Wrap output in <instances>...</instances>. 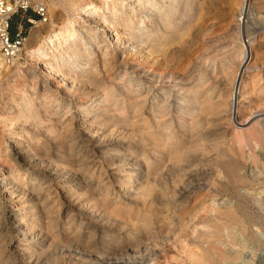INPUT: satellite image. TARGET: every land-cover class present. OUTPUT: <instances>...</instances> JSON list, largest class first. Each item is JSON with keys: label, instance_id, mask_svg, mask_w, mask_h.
I'll return each mask as SVG.
<instances>
[{"label": "bare ground", "instance_id": "obj_1", "mask_svg": "<svg viewBox=\"0 0 264 264\" xmlns=\"http://www.w3.org/2000/svg\"><path fill=\"white\" fill-rule=\"evenodd\" d=\"M37 1L44 4V0ZM100 2L101 5L93 0H70V9L80 20H51L44 36L35 31L34 39H26L24 49L28 56L43 66V90L39 92L36 83H32L39 78L38 71L33 70L30 81L16 86L7 104L1 106L0 100V125L7 137L0 143V193L11 204L10 224L19 241L15 250L29 264H39L61 238L65 239L64 246L76 253L92 254L93 247L88 251L91 245L104 252L110 248L122 253L139 251L140 240L151 234L159 236L158 231L171 224L177 193L162 192L158 199L153 196L155 167L165 158L184 159L203 145L197 134L204 117L213 114L223 123L238 119L240 124L238 115L243 101L252 98L257 103V109L250 114L255 120L253 137L256 134L257 138H264V61L259 60L257 49L259 36L264 32V0ZM47 5L50 12L57 7L54 0ZM152 24L154 28L148 31ZM218 27L220 33L214 34ZM192 28L195 34L185 38ZM196 35L205 40L197 44ZM136 37L141 38L143 79L119 88L100 84L95 59L101 56L105 67L111 65L114 45L121 46L125 43L122 41ZM192 50H198L196 58L204 66L199 68L194 58L189 59L192 64L186 89L183 87L173 102L169 98L163 100L157 84L163 81L164 73L158 67L179 52ZM4 61L1 54L0 69L5 67ZM17 61L7 67L11 86L23 78ZM73 72H77V78L71 76ZM154 87L156 92L150 95ZM118 89L121 93H117ZM94 90L96 93L86 103L77 97L80 92ZM61 93L78 105L77 119L67 111L53 117L47 112L49 107L58 109ZM137 118L140 124L135 127ZM14 125L21 126V130ZM130 140L153 153L134 155ZM41 151L45 159H41ZM129 156L136 164L112 172L119 171L114 180L121 189L117 191L108 168L125 162ZM25 176L29 177L27 183ZM95 176L100 180L94 188ZM234 179L246 181L240 175ZM179 193L185 196L184 192ZM155 203L165 210L160 212ZM144 208L149 210L144 212ZM217 208L213 205L212 211L218 212ZM237 209L243 212L241 207ZM218 216L239 221L233 210L219 212ZM5 217V210L0 207V259L9 264L12 239L7 238ZM203 227L206 230L197 237L200 248L182 250L186 264L235 259L237 255L226 254L219 245L222 231L229 228L227 223L218 218ZM227 236L235 240L232 233ZM88 258L89 264H102L97 256Z\"/></svg>", "mask_w": 264, "mask_h": 264}, {"label": "rangeland", "instance_id": "obj_2", "mask_svg": "<svg viewBox=\"0 0 264 264\" xmlns=\"http://www.w3.org/2000/svg\"><path fill=\"white\" fill-rule=\"evenodd\" d=\"M33 1V7H30L28 11L18 12L12 17L13 28L11 33L13 37H15L18 31H21L22 35L25 37L22 51L17 61L20 65V69L23 71V78L14 81L16 82L15 85L11 86L8 80L10 68H7L10 66L4 61L5 67L0 69L1 106L7 104V99L10 94L15 91L16 86L21 85L24 80L30 81V71H38L37 75L39 78L37 80L35 79L32 83H36L35 85L38 86L39 92L43 90V86H41V81L45 78L42 74L43 66L41 63L33 61L28 56L26 49H24L26 39L28 40L32 38V36L34 39L35 31H39V34L44 36L46 25H48L51 20L58 22L65 17L80 20V16H76L72 13L69 6L70 0H54L57 7L52 8L51 12L47 5L51 0H44L45 8H47L46 21L40 19L35 12L36 5L44 6V4H39L37 0ZM93 1L101 5L100 0ZM122 2H127V0H118L119 4ZM28 17H30L29 19H31L32 22L28 21L27 24L22 25L23 21ZM37 21L41 22L36 24ZM221 23V20H219L218 24ZM154 25L155 24H152V26L148 28V31H151ZM113 29L114 31H111L115 33V28ZM215 29L214 34H219L220 28L218 27ZM134 30L135 29L131 31L132 35L136 32V30ZM194 31L195 29L192 28L190 34L185 36V38H191L192 35L195 34ZM195 37L197 38V44H201L205 40L202 35H196ZM140 41L141 38L136 37L129 42L126 40L122 41L125 43L121 46L117 47V44L114 45L112 50L113 61L111 65L105 67L101 56L95 59L96 73L99 76L98 79L100 84L104 83L119 88L121 85H126L131 82L135 85L143 79L141 73L142 58H140L139 54L142 50V46H139ZM258 42V58L260 61H264V32L259 36ZM197 51L198 50L185 52L187 55H185L184 52H179L175 57H170L168 61L166 60L165 63L160 64L158 68L164 73V79L160 84H157V87L159 88L158 90H160L163 100L169 98L173 102L176 98L180 97L178 95L183 92L184 89L182 88L184 87L186 89L188 83L187 76L190 73L192 64L190 62L191 58H194L193 62L197 67L202 68L204 66L201 61L196 58V55L199 53H196ZM1 54L2 52L0 50V55ZM71 76L77 78L78 74L77 72H73ZM179 76H185L186 78L181 80ZM78 80L82 85L84 84L81 77H79ZM135 87L138 86L136 85ZM63 91L64 90L61 92ZM118 92L121 93L120 89H118L117 93ZM155 92L156 90L154 87L150 95L155 94ZM94 93H96L95 90L93 92H80L77 97L86 103ZM119 97L124 98L123 95ZM69 99L70 98L66 97L65 94L61 93V101L56 104L58 109L54 111L53 107H49L47 112L50 116L52 114L53 117L61 116L64 111H67L69 115L71 113L77 119V116L80 114L79 107L75 101L70 102ZM255 104L257 105L256 101L252 98L243 101L242 110L238 115L241 121L240 124L237 123L238 119L223 123V120H220L219 117L213 114L204 117L200 132L197 134L203 139V145L191 151L184 159L165 158L155 167L156 173L154 177L156 178V183L152 191L153 196L158 199L157 196L159 194L161 195L162 192H176L177 201L172 204L170 226L164 228L165 231L161 228L157 234L159 236H152L151 234L143 238L144 240H140L139 245L141 248L139 251L122 253L115 252L110 248L108 252H104L99 246L100 249L91 245L88 251L94 249L92 254H89V252L78 254L73 248L69 249L67 246H64L65 239L61 238L55 243L51 250L44 255L39 264H89V262H91V259L88 258L89 255L95 258L97 256L99 261H102V264H186L185 255L182 253L183 248L193 247L196 248V250L199 249L200 242L197 239L198 233L206 230L203 227L204 224H213L218 218H222L229 227L222 231L221 237H219V245L226 254L237 256L235 259L230 258L223 261H215L213 264H260L259 260L264 258V138H257L256 134L255 137H253V131L255 133V129H253L255 120H251L250 114L257 109ZM130 106L129 104L127 107L129 108ZM244 106L246 109H244ZM171 116L172 114L166 118H170ZM139 119L140 118H137L135 127L139 126ZM179 127L180 126L177 127V134L178 137L181 138L179 135H182V132L179 131ZM14 128L18 131L21 130V126L19 125H14ZM4 129L5 128L0 125V143L7 140L6 130ZM137 139L138 138H136L135 141H137ZM135 141L130 140L133 147L131 152L134 155L143 157L144 154L142 152H146L145 155L153 153L149 151L148 148L137 144ZM40 157L41 159H45L46 156L44 155V151H41ZM134 164H136V161L133 156H129L125 162L110 166L111 168L105 166V169H109L108 171L111 173L114 181L118 179L119 171H117V174L112 172H116V169H127ZM23 175L24 174H22V178ZM236 175H240L243 179L245 178L244 180L246 181H236L234 179ZM22 178H18V181L21 182ZM25 178L26 183L29 182V177L25 176ZM99 180L97 176L92 180L94 188L97 186ZM113 185L117 191L121 190L119 182L114 181ZM181 191L185 193L186 197L178 195ZM160 199L161 198H159L158 202L161 204ZM91 202L94 201L91 200ZM159 203L155 204L158 205L159 211L162 212L165 208H161L162 205ZM10 205V201L7 197L0 193V207H2L6 213L4 222L7 224V238L10 237L12 239V243L8 249L10 255L9 264H29L24 257H22L21 253L15 250V246L19 244V241L13 233L10 224ZM213 205L219 207L217 208L218 212L212 211ZM239 207L245 212L243 213L238 210L237 208ZM147 210H149V208H144V212ZM227 210L237 212L239 221H227L225 217L218 216L219 212H225ZM163 213L165 215L168 212ZM228 233H232L233 236L235 235V237H233L235 240L229 239L227 236ZM211 240L212 239H209V241ZM55 255L57 256L55 257ZM0 261H2L0 264H5L2 258Z\"/></svg>", "mask_w": 264, "mask_h": 264}, {"label": "built area", "instance_id": "obj_3", "mask_svg": "<svg viewBox=\"0 0 264 264\" xmlns=\"http://www.w3.org/2000/svg\"><path fill=\"white\" fill-rule=\"evenodd\" d=\"M33 4V0H0V44L1 52L8 65H12L15 60L19 59L25 39L21 31H18L13 37L11 33L12 17L18 12L28 11L30 7H33ZM35 12L40 19L47 20L44 6L36 5ZM28 21L32 22L31 19ZM259 262L264 264V258Z\"/></svg>", "mask_w": 264, "mask_h": 264}, {"label": "crops", "instance_id": "obj_4", "mask_svg": "<svg viewBox=\"0 0 264 264\" xmlns=\"http://www.w3.org/2000/svg\"><path fill=\"white\" fill-rule=\"evenodd\" d=\"M34 16H37V15H34ZM29 18H30V17L26 18V20L23 21L22 25H23V24H27Z\"/></svg>", "mask_w": 264, "mask_h": 264}, {"label": "trees", "instance_id": "obj_5", "mask_svg": "<svg viewBox=\"0 0 264 264\" xmlns=\"http://www.w3.org/2000/svg\"><path fill=\"white\" fill-rule=\"evenodd\" d=\"M12 28H13V18H12V21H11V30H12Z\"/></svg>", "mask_w": 264, "mask_h": 264}]
</instances>
